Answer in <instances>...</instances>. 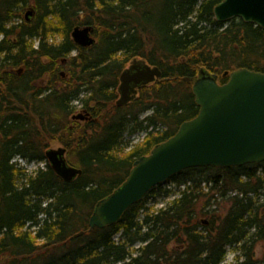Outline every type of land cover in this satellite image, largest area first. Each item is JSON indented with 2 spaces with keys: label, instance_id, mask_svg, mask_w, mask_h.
I'll return each mask as SVG.
<instances>
[{
  "label": "trees",
  "instance_id": "16d2710c",
  "mask_svg": "<svg viewBox=\"0 0 264 264\" xmlns=\"http://www.w3.org/2000/svg\"><path fill=\"white\" fill-rule=\"evenodd\" d=\"M222 1L0 0V264H221L228 247L243 249L236 264H264V162L185 169L171 178L181 188L166 206H146L160 184L114 225H89L135 161L198 115L183 77L218 74L224 83L237 68L264 72V29L239 17L219 22ZM77 25L94 27V45L75 43ZM135 58L163 75L117 106L120 74ZM78 108L85 119L73 118ZM141 131L143 140H126ZM56 141L83 171L71 182L47 160ZM17 156L45 165L28 172ZM218 199L223 213L210 208Z\"/></svg>",
  "mask_w": 264,
  "mask_h": 264
},
{
  "label": "water",
  "instance_id": "95a60500",
  "mask_svg": "<svg viewBox=\"0 0 264 264\" xmlns=\"http://www.w3.org/2000/svg\"><path fill=\"white\" fill-rule=\"evenodd\" d=\"M32 16L30 8L25 17L30 20ZM215 16L219 22L239 17L264 29V0H223L215 7ZM93 32V26L77 25L71 35L76 44L89 47L96 43ZM162 75L158 65H151L143 58L133 59L120 74L116 105H127L136 98L141 86L155 82ZM227 75L224 83L219 81L218 74L183 77L192 83L200 107L198 115L184 121L173 136L135 161L123 184L96 204L89 220L91 229L114 225L152 188L185 169L264 162V72L241 67ZM85 117L80 113L73 118ZM66 154L64 146L46 151L56 174L71 182L83 171L71 165ZM83 234L81 231L76 236Z\"/></svg>",
  "mask_w": 264,
  "mask_h": 264
},
{
  "label": "rangeland",
  "instance_id": "374dc122",
  "mask_svg": "<svg viewBox=\"0 0 264 264\" xmlns=\"http://www.w3.org/2000/svg\"><path fill=\"white\" fill-rule=\"evenodd\" d=\"M27 12V11H26ZM26 12H24L23 14V19L25 18L26 16ZM96 39V35H94V33L92 34ZM2 36L0 35V38ZM61 39V36L59 35H52L50 37V42L52 41H60ZM37 39L35 41L36 45H37ZM130 65V64H128ZM62 77H70V73H69V66H64L62 69ZM225 76V74H224ZM220 78V77H219ZM46 81H43V83L45 84ZM119 83H120V80H119ZM189 83V82H188ZM119 97V96H118ZM118 99V98H117ZM116 99V100H117ZM79 113H84L85 112L83 110H81V108H78L76 110V114H79ZM150 114V111L143 114L141 117H145L146 115ZM166 127L163 126V125H158V128L157 129H160V130H163L165 129ZM146 136V132L145 131H141V132H136L134 134H131V133H127L126 134V140H128L130 142V144H133V143H136V142H139L141 140H143V138ZM60 146H63V144H61L60 142H53L51 144V147L53 148H58ZM18 162V166L23 168L25 170H27L28 172H32L34 171L35 169H37L38 167H43L45 164L44 163H39V162H28L27 165L23 162ZM181 187H179L177 185V183L175 182H172V181H167L166 183L163 184L162 188L160 190H158L155 194H153L152 196H150L148 199H147V207H150L151 208V211L152 210H157V209H160L161 207L163 206H166L175 196H177V192H178V189H180ZM166 190H170L171 193L170 195H166L165 194V191ZM206 192L208 191V189L205 190ZM215 196H218V193H216ZM208 197L204 198L203 200H207ZM215 198H220V197H215ZM205 203V202H204ZM226 206H227V203H226V200L225 199H218L217 201L214 200L213 204L210 206L211 209H218L219 212L223 213L225 212L226 210ZM203 219H206L205 216L199 214L198 216V221L199 220H203ZM29 225V223L26 225V227ZM203 225H208V223H203ZM36 229V228H35ZM33 229V230H35ZM119 236V235H117ZM141 244L138 243L136 245L133 246V250H136ZM257 251V255H256V258L257 257H261V249L260 247H257L256 249ZM244 259V255H243V249L239 248V247H228L227 248V253L225 255V258L224 260L222 261L221 264H236L237 261H242ZM120 264H123V263H120Z\"/></svg>",
  "mask_w": 264,
  "mask_h": 264
},
{
  "label": "flooded vegetation",
  "instance_id": "af4514ba",
  "mask_svg": "<svg viewBox=\"0 0 264 264\" xmlns=\"http://www.w3.org/2000/svg\"><path fill=\"white\" fill-rule=\"evenodd\" d=\"M0 209H1V207H0Z\"/></svg>",
  "mask_w": 264,
  "mask_h": 264
}]
</instances>
